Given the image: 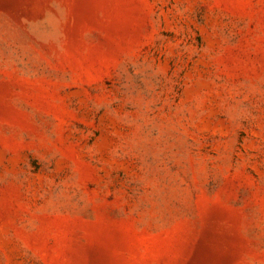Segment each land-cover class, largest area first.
Masks as SVG:
<instances>
[{
	"label": "rangeland",
	"instance_id": "obj_1",
	"mask_svg": "<svg viewBox=\"0 0 264 264\" xmlns=\"http://www.w3.org/2000/svg\"><path fill=\"white\" fill-rule=\"evenodd\" d=\"M0 264H264V0H0Z\"/></svg>",
	"mask_w": 264,
	"mask_h": 264
}]
</instances>
